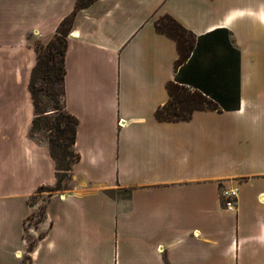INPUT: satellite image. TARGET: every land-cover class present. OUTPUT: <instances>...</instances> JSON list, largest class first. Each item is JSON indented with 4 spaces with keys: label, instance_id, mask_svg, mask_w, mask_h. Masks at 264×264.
Returning a JSON list of instances; mask_svg holds the SVG:
<instances>
[{
    "label": "crops",
    "instance_id": "1",
    "mask_svg": "<svg viewBox=\"0 0 264 264\" xmlns=\"http://www.w3.org/2000/svg\"><path fill=\"white\" fill-rule=\"evenodd\" d=\"M77 1L0 0V264H23L31 199L57 182L48 140L30 137L33 41L52 39ZM165 14L196 35L231 31L239 109L157 118L179 58L156 26ZM65 66L81 158L48 196L27 264H264V0H94Z\"/></svg>",
    "mask_w": 264,
    "mask_h": 264
},
{
    "label": "trees",
    "instance_id": "2",
    "mask_svg": "<svg viewBox=\"0 0 264 264\" xmlns=\"http://www.w3.org/2000/svg\"><path fill=\"white\" fill-rule=\"evenodd\" d=\"M94 0H78L71 14L66 16L57 28L56 34L48 43L47 51L37 50V61L32 70L29 89L34 106L30 137L44 126L49 129V150L57 166V182L54 187L42 186L39 190H62L68 187L73 164L80 160L75 144L78 119L70 114L64 105L65 57L68 36L78 11L89 6ZM169 23L163 24L164 19ZM157 29L175 39L179 51L176 61L175 80L168 83L170 99L157 109L156 116L161 121L188 120L196 110H236L241 106V51L234 44L231 31L217 28L203 35H196L170 14L156 21ZM48 84L49 95L54 100L55 110H62L51 118L50 110H43L39 100L35 77ZM60 98L63 106L60 105ZM59 106V107H58ZM44 116V119H42ZM112 193V192H111ZM130 196V192L127 191ZM31 204L34 205L33 198ZM33 213L29 216H31ZM46 217L45 205L38 222ZM44 232L39 238H42ZM27 237V234H26ZM39 239L29 242V254L23 264L31 261Z\"/></svg>",
    "mask_w": 264,
    "mask_h": 264
},
{
    "label": "rangeland",
    "instance_id": "3",
    "mask_svg": "<svg viewBox=\"0 0 264 264\" xmlns=\"http://www.w3.org/2000/svg\"><path fill=\"white\" fill-rule=\"evenodd\" d=\"M169 19H164L163 24L169 23ZM52 39L50 38H40L37 37L34 39V44H36L37 50H43L44 52L47 51L48 49V43L51 42ZM35 85L37 88L39 100L41 103V108L43 110H50V112H55L54 114H50L51 118H55L59 113H62V110H55L54 106L55 102L49 95L48 91V84L44 82L41 79V73H37L35 77ZM63 99L60 98V105L63 106ZM59 107V106H58ZM42 119H44V116H42ZM49 129L41 126L34 134V139L40 141V140H48L49 138ZM69 183V182H68ZM61 190H47L46 188L42 190H38L37 194L33 197V202H34V210H33V215L31 218L27 220L26 223V234H27V240L28 243H33L35 240L39 239L40 235L45 232V229L42 228V223L38 222L40 219L41 214L43 213V207L48 199V196L53 193H57Z\"/></svg>",
    "mask_w": 264,
    "mask_h": 264
},
{
    "label": "built area",
    "instance_id": "4",
    "mask_svg": "<svg viewBox=\"0 0 264 264\" xmlns=\"http://www.w3.org/2000/svg\"><path fill=\"white\" fill-rule=\"evenodd\" d=\"M122 124V122L120 121ZM223 196L227 197L228 199L225 201V204L228 206H231L235 203L236 197H237V191L236 190H230V189H224L223 190Z\"/></svg>",
    "mask_w": 264,
    "mask_h": 264
}]
</instances>
